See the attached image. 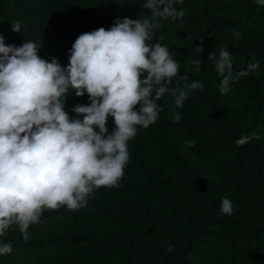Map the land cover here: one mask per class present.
<instances>
[{
  "label": "trees",
  "instance_id": "trees-1",
  "mask_svg": "<svg viewBox=\"0 0 264 264\" xmlns=\"http://www.w3.org/2000/svg\"><path fill=\"white\" fill-rule=\"evenodd\" d=\"M145 2L0 0V35L9 45L41 43V58L55 57L66 67L80 34L108 29L117 18L150 16ZM174 6L185 11L183 23L161 21L151 43L167 46L178 74H187L181 87L200 81L204 90L190 92L179 109L166 93L157 101L163 109L158 121L138 127L128 143L120 186L95 190L78 211H45L29 227L27 241L11 226L0 244L10 242L12 252L0 256V264H264V6L256 0H183ZM17 21L19 33L11 30ZM197 45L204 51L198 53ZM221 47L236 71L259 64L224 95L207 60ZM199 57L198 72L189 61ZM88 102L87 94L75 97L70 90L65 111L74 117L72 107ZM107 128H114L111 118ZM253 132L261 139L235 144ZM225 197L233 204L231 216L220 212Z\"/></svg>",
  "mask_w": 264,
  "mask_h": 264
},
{
  "label": "clouds",
  "instance_id": "clouds-1",
  "mask_svg": "<svg viewBox=\"0 0 264 264\" xmlns=\"http://www.w3.org/2000/svg\"><path fill=\"white\" fill-rule=\"evenodd\" d=\"M183 0H146L151 15L142 19L117 18L113 25L80 34L68 53L67 66L58 59L41 58V43H5L0 35V238L13 225L25 241L28 229L45 211H78L100 188H118L130 153L128 143L138 131L159 119L157 103L166 93L182 108L190 92L204 90L200 81L180 86L188 79L167 46L153 41L161 21L181 20ZM264 6V0H256ZM21 22L11 23L19 33ZM241 33L233 31L239 39ZM162 40L163 37H160ZM203 40H201V45ZM201 45L195 50L204 51ZM253 55H255L253 53ZM221 95L233 83L255 71L258 63L236 71L230 52H211ZM200 71L203 61H189ZM175 80V86L173 81ZM87 94V104H76L70 117L65 111L69 91ZM114 128L109 132L108 119ZM177 112L174 121L179 122ZM261 137L253 132L235 141L241 147ZM193 147L195 141H185ZM232 201L221 200L220 212L233 214ZM168 252L172 251L169 244ZM12 244H0V256L11 254Z\"/></svg>",
  "mask_w": 264,
  "mask_h": 264
}]
</instances>
